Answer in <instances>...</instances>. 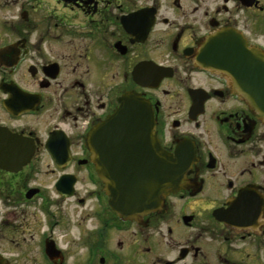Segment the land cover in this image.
Returning a JSON list of instances; mask_svg holds the SVG:
<instances>
[{
	"label": "flooded vegetation",
	"instance_id": "1",
	"mask_svg": "<svg viewBox=\"0 0 264 264\" xmlns=\"http://www.w3.org/2000/svg\"><path fill=\"white\" fill-rule=\"evenodd\" d=\"M238 32L264 50V0H0V264H264V121L233 79ZM211 39L221 70L198 64ZM127 93L180 171L145 214L116 212L99 173L115 153L161 168L142 134L86 144Z\"/></svg>",
	"mask_w": 264,
	"mask_h": 264
},
{
	"label": "water",
	"instance_id": "2",
	"mask_svg": "<svg viewBox=\"0 0 264 264\" xmlns=\"http://www.w3.org/2000/svg\"><path fill=\"white\" fill-rule=\"evenodd\" d=\"M205 47L198 64L221 70L223 61L220 59L219 40L211 39ZM232 64L233 69L238 72V75L233 77L235 85L238 86V94L254 110L256 116L264 121V50L250 46L246 38L238 32V60L236 66L235 61H232ZM153 126V111L150 103L139 95L127 93L121 98L120 106L114 114L101 126L93 129L87 138L86 144L92 149L97 143L126 141L124 138L113 139L110 134H142L141 141L146 144L147 158L152 153L161 163V168L158 166L157 171L135 173L134 164L136 166L139 164L133 161L126 163L127 154L115 153L102 156L104 160H110L116 168L113 173L101 171L99 173L106 185H110L111 207L121 215L148 213L158 206L161 196L176 192L181 186L180 171L174 169L175 160L156 144ZM136 157V154L131 153L129 159L133 160ZM155 175L157 181H160L159 184L148 183L154 181V178L148 179Z\"/></svg>",
	"mask_w": 264,
	"mask_h": 264
}]
</instances>
